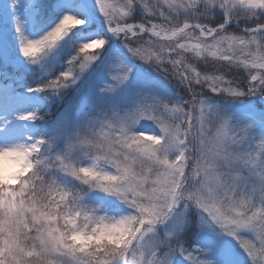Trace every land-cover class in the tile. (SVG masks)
I'll return each instance as SVG.
<instances>
[{"label": "snow or ice", "instance_id": "obj_1", "mask_svg": "<svg viewBox=\"0 0 264 264\" xmlns=\"http://www.w3.org/2000/svg\"><path fill=\"white\" fill-rule=\"evenodd\" d=\"M94 4L103 20V31L89 35L87 39L105 38L109 41L113 38L133 60L157 61V67L183 93L184 127L191 129L199 123L203 128L212 116L223 118L224 128L236 133L233 139L239 144L238 150L250 161L253 156L258 158L254 166L236 180L240 188L252 197L246 214L225 215L218 209L202 205L208 215H201L199 226L215 232L221 230L222 235L238 244L249 264H262L264 198L260 193L264 192V185L255 174L260 170V163H264V136L257 137L254 132L257 124H264V120L258 121L252 114L243 119L234 117L228 120V111L213 101L219 99L229 104H242L251 97L264 100V19H252L242 26L236 22L232 0H94ZM22 7L29 19L37 9L46 8L54 23L46 31L41 30L42 34L37 38L29 39L17 15ZM77 8V0H55L54 4L38 5L31 10L30 5L23 4L22 0H6L3 9L8 11L12 20L20 56L28 64L44 66L42 62L46 63V58L62 45L70 46L74 52L78 47L73 43L79 34L77 30L88 31L85 27L88 20L81 18L84 13L74 10ZM67 16L83 20L84 26L67 31L62 39L53 42V37L62 31V21ZM230 25L235 26L233 31H229L233 28ZM205 44L227 51L223 58L206 59L200 51ZM233 44L240 48L236 54L229 47ZM108 46L100 58L107 55ZM71 57L67 60L69 65L78 60L73 55ZM92 59L94 57H86L85 62H80L81 72ZM200 63L205 66L203 70H198L197 64ZM234 65L242 66L243 70ZM115 66L120 68L121 74L111 75L110 82L100 89L103 95L115 93L129 79V69L122 64ZM58 72L59 75L39 81L29 91L45 98L59 96L79 78L71 74V68ZM45 75H48L47 71ZM152 108V104H137L131 113L124 116L117 111H111L110 115L107 111H98L74 129L58 125L49 136H29L22 144H11L31 152L36 158V167L26 186L6 189V194L0 196V264H145V260L148 264H174L177 257H182L185 264H209L212 259L207 250H189L183 243L181 233L191 222L190 208L181 201L178 190L167 194L162 208L144 209L137 199L141 195L139 192L109 187L99 180L81 176L73 167L74 158L86 153L90 147L111 152L114 144L110 132L122 128L131 114H143ZM156 115L163 120L161 114ZM16 119L34 123L42 116L32 110ZM248 122L255 127L250 125L241 129V125ZM98 128L108 131L97 132ZM94 135L100 136L103 143L93 141ZM58 177L70 180L71 186ZM42 192L47 193L43 200L40 199ZM92 192L126 198L142 212L147 211L145 227L151 241L148 256L141 255L137 248L140 234L129 238L131 243L127 248L107 255L103 247L81 249L65 243L62 236L54 245L47 243L41 218L56 216L59 224V218L69 215L64 212V207L71 205L79 209L83 218L90 219L84 201ZM52 227V224L48 225L49 230Z\"/></svg>", "mask_w": 264, "mask_h": 264}, {"label": "clouds", "instance_id": "obj_2", "mask_svg": "<svg viewBox=\"0 0 264 264\" xmlns=\"http://www.w3.org/2000/svg\"><path fill=\"white\" fill-rule=\"evenodd\" d=\"M231 6L235 10L236 22L241 25L252 19H264V0H232ZM62 24L63 29L53 37V42L62 39L67 31L83 27L84 21L67 16ZM76 44L78 47L72 55L82 63L86 57H94L90 61L93 65L99 60L109 41L105 38H85ZM229 47L233 54L240 51L235 44ZM200 51L206 59L208 57L215 59L223 58L227 49L205 44ZM136 60L171 83L177 89V95L167 97L150 93L141 94L135 104L120 115L131 113L137 104H152V110L143 114L139 112L131 114L122 128L118 127L110 132L114 144L111 152L107 150L101 152L90 147L86 153L74 158L73 167L81 176L99 180L109 187L139 192L141 195L137 199L144 209L162 208L167 194L172 190H178L185 206L195 210L198 222L202 214L208 215L202 205L218 209L225 215H245L252 197L240 188L236 180L247 173L258 158L253 156L250 161L238 150L239 144L233 139L236 133L224 128L223 118L212 116L203 128L199 123L191 129L184 127L182 94L176 83L157 67V61ZM116 64H122L132 71L118 53L110 58L109 66L113 68ZM234 67L243 70L240 65ZM71 85L73 84H69V87ZM157 113L162 115L163 120L156 115ZM234 117V114L228 112V120ZM142 122L150 123L155 131L141 130ZM250 125L251 122L242 124L241 129H247ZM102 131L108 130L97 129V132ZM254 135L264 136L257 130ZM92 139L103 143L98 135L92 136ZM81 164L85 166L80 167ZM35 167L36 158L31 152L20 150L18 145H0V196L6 194V189L26 186L27 179ZM255 175L260 184L264 185V163H260V170ZM46 196L47 193L42 192L40 199L43 200ZM111 197L126 211L109 214L99 207L87 206L91 218L85 219L79 209L66 205L64 212L69 215L59 218V224L56 223L58 219L56 216L42 217L47 243L54 245L62 236L65 243L81 249L90 246L103 247L107 250V255L127 248L131 243L129 238H136L137 234H140L137 248L141 255L148 256L151 241L145 227L147 211L142 212L135 203H129L126 198ZM260 197L264 198V192L260 193ZM141 216L144 217L143 220ZM49 224L53 225L51 230L48 228ZM217 234L222 235V231L217 229ZM145 264H148L147 260ZM209 264H215V261L210 260Z\"/></svg>", "mask_w": 264, "mask_h": 264}, {"label": "rangeland", "instance_id": "obj_3", "mask_svg": "<svg viewBox=\"0 0 264 264\" xmlns=\"http://www.w3.org/2000/svg\"><path fill=\"white\" fill-rule=\"evenodd\" d=\"M6 0H0V68L14 73V77L20 76L30 77L37 81L38 79L47 78L52 75H59L58 70H68L71 68V74L77 75L79 78L76 83L63 91L64 96H51L45 98L41 94L28 91L24 92L28 98L17 96V92L12 87V82L7 80L10 75L0 71V99L3 102H22L24 112L36 110L39 114L52 101L56 100L58 109L48 118H42L36 122L14 121L15 125L22 124L23 131L14 136V139L25 141L26 137L32 136H49L58 125H64L67 129L76 128L85 119L95 116L98 111H117L122 113L135 104L139 96L143 93L157 94L167 97H175L171 89L163 84L152 69L144 65L138 60L131 59L123 46L119 45L116 39H109L108 53L97 60L93 65L91 62L85 67L83 72L80 69V60L73 65H69L67 60L73 54L70 46L62 45L54 53L46 58L44 66L28 64L22 56H20L19 48L16 40V33L10 15L6 9H3V3ZM23 4L36 8L39 4L37 0H22ZM91 6V10L95 17L92 18L90 13L86 12L83 2L77 0L78 8L75 11L83 12L81 17L87 19L88 23L85 27L87 32L78 31V35L74 38L73 43L82 42L89 35L99 34L103 30L99 29L97 23L103 25V20L95 9L94 0H86ZM55 3V0L53 4ZM17 15L24 24V34L29 39H35L42 34L41 30H47L54 23L52 14L47 9H37L28 18V13L24 8L18 10ZM118 53L126 62L127 66L132 69L128 81L122 85L115 93L110 96L103 95L100 89L105 83H109L111 75L121 74L120 68L113 66L111 68L110 58ZM19 71V72H18ZM47 71L48 75H45ZM15 77V78H16ZM217 103L228 112L234 114L235 117L245 118L247 115H255L258 121L264 120V100L257 98H248L242 104L230 106L225 103ZM41 115V114H40ZM46 119V120H45ZM141 130L155 131L150 123L142 122ZM257 131L264 134V124H257ZM63 183L71 186V181L63 177ZM84 203L89 207H99L101 210L109 214H120L126 210L114 198L104 195L103 193H89ZM190 223L185 226L181 233L183 243L189 250L205 249L209 253V258L215 261V264H249L248 258L239 248L238 244L230 237L217 234L215 231L205 230L199 226L197 214L195 210L188 213ZM174 264H185L182 257H177Z\"/></svg>", "mask_w": 264, "mask_h": 264}, {"label": "bare ground", "instance_id": "obj_4", "mask_svg": "<svg viewBox=\"0 0 264 264\" xmlns=\"http://www.w3.org/2000/svg\"><path fill=\"white\" fill-rule=\"evenodd\" d=\"M82 1L84 2L85 0ZM83 7H85L86 11L90 8L88 4H84ZM99 28H102L100 24ZM18 95L24 98H28L26 94H23L21 92H17V96ZM24 107L25 106L20 101L3 102L0 99V145L22 143L21 141L19 142L15 140L14 136L18 135L19 132L23 131L24 126L22 124L15 125L14 121H19L18 119H16V117L25 113Z\"/></svg>", "mask_w": 264, "mask_h": 264}, {"label": "trees", "instance_id": "obj_5", "mask_svg": "<svg viewBox=\"0 0 264 264\" xmlns=\"http://www.w3.org/2000/svg\"><path fill=\"white\" fill-rule=\"evenodd\" d=\"M53 2H54V0H37V3L41 6L53 4ZM230 27H233V26H230ZM233 30H234V27L229 29V31H233ZM117 42L121 46V44L118 40H117ZM197 67H198V70H203L205 66L202 63H200V64H197ZM0 69H2V68H0ZM2 70H4V69H2ZM5 72H8V71L5 70ZM8 73L11 75L10 80L13 81L14 86L17 89H22V90H28L30 88H34L37 86L39 81H41L43 79H47L50 77L49 76L47 78H42V79H38L37 81H35V80H33V78H30L29 76L22 78L18 75L17 77L15 76L16 77L15 78L14 73H11L10 71ZM152 73H154L156 75V78H158L160 81H162L164 85H166L167 87H169L171 89V92L173 95H175V96L177 95V89L174 88L171 83L166 81L158 73H156V72H152ZM173 83H175V82H173ZM181 94H183V93H181ZM64 95L65 94L62 93L61 95H59V97L64 96ZM251 98H257V97H251ZM214 101L219 102V103H225V104H228L230 106L236 105V104H229L228 102L223 101V100H219V99L214 100ZM57 109H58V103L55 99L54 100L52 99V101H50V103L41 111L42 113H40V114H41L42 118H48V115L50 118V116L53 115ZM58 179L62 181V178L58 177Z\"/></svg>", "mask_w": 264, "mask_h": 264}]
</instances>
